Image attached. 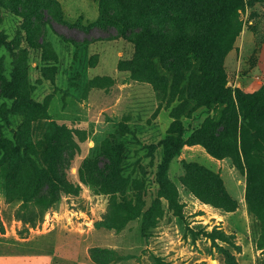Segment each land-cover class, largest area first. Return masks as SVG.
<instances>
[{
  "label": "rangeland",
  "instance_id": "1",
  "mask_svg": "<svg viewBox=\"0 0 264 264\" xmlns=\"http://www.w3.org/2000/svg\"><path fill=\"white\" fill-rule=\"evenodd\" d=\"M215 5L0 0V264H226L216 243L264 264V116L234 92L209 103L190 49ZM211 46L217 95L264 104V0H228ZM195 174L236 208L203 198Z\"/></svg>",
  "mask_w": 264,
  "mask_h": 264
},
{
  "label": "trees",
  "instance_id": "2",
  "mask_svg": "<svg viewBox=\"0 0 264 264\" xmlns=\"http://www.w3.org/2000/svg\"><path fill=\"white\" fill-rule=\"evenodd\" d=\"M228 4V0H216V5L212 9L211 15L206 20V33L202 36H194L190 41V49L194 53H199L203 56V70L205 72V76L202 80L201 87L202 89L207 93L208 101L209 103L214 102H228L232 96L233 92L235 94V97L237 101L247 109L248 113L254 114L255 116L261 117L264 116V104H260L258 97L254 93H246L240 88L232 89L229 87L224 93L221 95H217L216 89L211 86V81L216 78V70L212 67V57H213V49L211 44H213L214 39L216 38V35L219 31L220 25L222 24V21L225 17V10ZM208 44L209 48H204L203 45ZM16 82V81H15ZM14 82V83H15ZM12 83L10 86H7L6 91L13 92V85ZM13 94V93H11ZM186 140L183 137V134L176 137H170V139L165 140L166 144V151L164 158L159 164V170L157 173V177L159 181L165 185V182L167 179H165V174L167 172V169L169 167V164L171 160L180 153L181 149L185 145ZM206 147L208 150L218 156L220 155L217 143H208L205 142ZM204 173V172H203ZM193 176V174L191 173ZM195 178L198 180V182L202 186V192L200 193L201 196L205 199H210L209 194L216 195L215 198L212 197V199L215 201L216 204L224 205L223 203H226L227 207L230 209H235L237 206V201H235L231 195L225 190L222 184L218 182V180H210L209 185H207V178L205 175H194ZM52 186L53 189H56V186L53 184L54 181L59 182L58 175L51 176ZM252 183L253 178L251 175L249 176V186H248V193L251 196L252 194ZM249 200L251 201L252 196ZM261 208H264V206H260ZM260 216L264 219V211L262 209L259 210ZM218 229H214L213 232L210 233V237L215 241L217 237H221L225 241H230L229 235H216V234H222L221 231H217ZM216 242V241H215ZM231 242V241H230ZM234 247L237 249L239 248L234 242H231ZM219 247V250L224 256V260L226 264H238V260L236 258L235 253L227 247H224L223 245H219L216 243ZM261 247H263L261 245ZM95 257H100V255H103L102 252L100 254L97 252L94 253ZM178 264H186L184 262L178 263Z\"/></svg>",
  "mask_w": 264,
  "mask_h": 264
}]
</instances>
